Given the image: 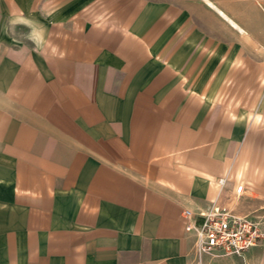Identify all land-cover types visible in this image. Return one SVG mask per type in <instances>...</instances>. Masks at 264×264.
<instances>
[{
  "label": "crops",
  "instance_id": "0c3cea01",
  "mask_svg": "<svg viewBox=\"0 0 264 264\" xmlns=\"http://www.w3.org/2000/svg\"><path fill=\"white\" fill-rule=\"evenodd\" d=\"M260 48L264 0H0V264H197L184 210L264 230Z\"/></svg>",
  "mask_w": 264,
  "mask_h": 264
},
{
  "label": "built area",
  "instance_id": "2783aa9c",
  "mask_svg": "<svg viewBox=\"0 0 264 264\" xmlns=\"http://www.w3.org/2000/svg\"><path fill=\"white\" fill-rule=\"evenodd\" d=\"M224 185V180L220 181ZM243 186L235 190L240 196ZM187 220L186 232L194 238V252L202 255L234 257L241 256L246 251L264 240L262 222L251 215H239L226 207H212L204 213H197L199 221L194 220V214L183 211Z\"/></svg>",
  "mask_w": 264,
  "mask_h": 264
},
{
  "label": "rangeland",
  "instance_id": "374dc122",
  "mask_svg": "<svg viewBox=\"0 0 264 264\" xmlns=\"http://www.w3.org/2000/svg\"><path fill=\"white\" fill-rule=\"evenodd\" d=\"M260 50V53L262 54V56L264 57V49L262 48H260L259 49ZM203 256H206V258H207V262H201V258L203 257ZM217 259H227V257H222V256H212V255H202L201 257H199L198 258V260H197V264H234V263H232V262H228V263H217L216 261H217Z\"/></svg>",
  "mask_w": 264,
  "mask_h": 264
}]
</instances>
